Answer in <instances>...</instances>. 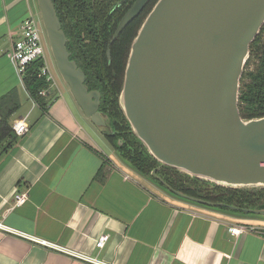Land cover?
Here are the masks:
<instances>
[{
  "label": "crops",
  "instance_id": "crops-1",
  "mask_svg": "<svg viewBox=\"0 0 264 264\" xmlns=\"http://www.w3.org/2000/svg\"><path fill=\"white\" fill-rule=\"evenodd\" d=\"M30 17L40 23L38 0H0V99L17 92L12 123L29 124L0 158V264H89L48 244L105 264H264V219L181 198L116 163L55 78L47 111L31 98L9 59ZM102 167L103 182L96 179ZM23 192L28 200L17 207L15 195ZM242 225L255 230H228ZM104 234L110 239L97 249Z\"/></svg>",
  "mask_w": 264,
  "mask_h": 264
},
{
  "label": "water",
  "instance_id": "water-1",
  "mask_svg": "<svg viewBox=\"0 0 264 264\" xmlns=\"http://www.w3.org/2000/svg\"><path fill=\"white\" fill-rule=\"evenodd\" d=\"M150 1L134 3L111 43ZM38 5L64 83L85 117L103 136L111 134L101 93L89 89L86 73L71 59L53 0ZM263 27L264 0H158L132 43L119 104L161 167L226 187L264 189V117L244 119L239 105L251 46ZM229 208L264 219V209Z\"/></svg>",
  "mask_w": 264,
  "mask_h": 264
},
{
  "label": "trees",
  "instance_id": "trees-1",
  "mask_svg": "<svg viewBox=\"0 0 264 264\" xmlns=\"http://www.w3.org/2000/svg\"><path fill=\"white\" fill-rule=\"evenodd\" d=\"M121 0H53L62 28L65 31L71 53L87 75L86 84L90 90L101 93L102 113L108 116L112 133L106 135L107 142L134 171L143 177L151 178L159 187L180 192L184 195L205 200L214 204L218 210L255 216L240 211H232L229 206L239 209H264V189L231 188L183 174L161 164L148 152L147 148L133 134L119 104L125 70L132 43L136 38L144 20L152 11L158 0H151L143 13L136 18L111 43L119 23L136 2L128 0L119 6ZM111 51V62L107 52ZM43 60L32 63L23 81L31 98L44 110L54 102L51 82L41 77ZM45 91L46 95H41ZM240 111L244 119L264 117V27L251 46V55L241 80ZM17 92L13 91L0 99V158L9 152L17 143L19 136L13 129L12 118L20 108ZM121 142V144H120ZM156 175H153V171ZM106 178L104 167L96 176L97 180ZM170 192V191H169ZM172 193V192H171Z\"/></svg>",
  "mask_w": 264,
  "mask_h": 264
},
{
  "label": "built area",
  "instance_id": "built-area-1",
  "mask_svg": "<svg viewBox=\"0 0 264 264\" xmlns=\"http://www.w3.org/2000/svg\"><path fill=\"white\" fill-rule=\"evenodd\" d=\"M38 24H39L38 21L33 17L26 19L22 23L20 37L19 39L14 41L12 45V49L9 52V59L14 65L21 79H23L28 67L32 63L38 60H43L45 64L41 69V77L46 78L48 82L52 83L54 80V77L48 66V61L45 56L46 51H45V48L42 42L41 32H40ZM41 95H46V92L45 91L41 92ZM13 129L19 137L26 135L29 132V124H28L27 118H23L21 120L15 121L13 124ZM28 197L29 196L27 192L17 193L15 195L16 206L19 207V206L24 205L27 202ZM0 227L2 228L4 226L0 224ZM228 230L233 235H239L244 232L253 231L255 230V228H249V227L242 225V226H231ZM109 239H110L109 235L107 234L102 235L96 242V248L97 249L105 248ZM43 243L46 244L47 242H43ZM48 245H50L52 248L64 254H67L71 257H74L86 263L105 264L98 258L92 257L91 255L83 254V253L70 250L65 247H61V246L54 245V244H48Z\"/></svg>",
  "mask_w": 264,
  "mask_h": 264
},
{
  "label": "rangeland",
  "instance_id": "rangeland-1",
  "mask_svg": "<svg viewBox=\"0 0 264 264\" xmlns=\"http://www.w3.org/2000/svg\"><path fill=\"white\" fill-rule=\"evenodd\" d=\"M38 25H39V29H40V32H41L42 42H43V45H44V48H45V51H46V55L45 56H46V59L48 61V66L50 68V71H51L53 77L58 82V84L64 86L65 88H67L68 86L65 83H63V79H62V77H61V75H60V73H59V71L57 69L54 57L52 55V51H51V47H50V44H49V40H48L47 34L45 32V29H44V27L42 25V22L40 21V23ZM99 136H100L99 142L101 144V147L106 152V154H108L111 157L112 160H114L116 163H118L119 165L122 166L123 165L122 164V159L118 156L117 153L112 151L113 148L109 146L110 144L107 142L106 136H102L101 132H100ZM119 159H121V161ZM123 167L125 168V166H123ZM128 170H130V169H128ZM147 180L151 184L156 185V183L151 178H147ZM235 215H237L238 217H244V216H242L240 214H235ZM245 218H249V217L245 216Z\"/></svg>",
  "mask_w": 264,
  "mask_h": 264
},
{
  "label": "flooded vegetation",
  "instance_id": "flooded-vegetation-1",
  "mask_svg": "<svg viewBox=\"0 0 264 264\" xmlns=\"http://www.w3.org/2000/svg\"><path fill=\"white\" fill-rule=\"evenodd\" d=\"M127 1H128V0H127ZM127 1H126V2H127ZM136 1H137V0H136ZM120 2H121V1H120ZM120 2H119V3H120ZM126 2H125V3H126ZM125 3H124V4H125ZM124 4H122V5H124ZM118 5H119V4H118ZM122 5H119V6H122ZM133 5H134V4H133ZM133 5H132V6H133ZM132 6H131V7H132ZM147 6H148V5H147ZM131 7H130V9H131ZM130 9H129V10H130ZM129 10H128V11H129ZM128 11H127V12H128ZM142 13H143V12H142ZM142 13H141V14H142ZM125 15H126V14H125ZM123 18H124V17H123ZM116 31H117V30H116ZM115 33H116V32H115ZM120 36H121V35H120ZM113 38H114V37H113ZM108 51H109V50H108ZM107 56H108V52H107ZM108 60H109V58H108ZM109 62H111V61L109 60Z\"/></svg>",
  "mask_w": 264,
  "mask_h": 264
}]
</instances>
